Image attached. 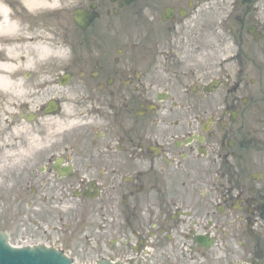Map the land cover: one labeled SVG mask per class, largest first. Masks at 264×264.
I'll return each instance as SVG.
<instances>
[{
  "label": "flooded vegetation",
  "instance_id": "obj_1",
  "mask_svg": "<svg viewBox=\"0 0 264 264\" xmlns=\"http://www.w3.org/2000/svg\"><path fill=\"white\" fill-rule=\"evenodd\" d=\"M3 5L10 207L80 264H264V0Z\"/></svg>",
  "mask_w": 264,
  "mask_h": 264
},
{
  "label": "rangeland",
  "instance_id": "obj_2",
  "mask_svg": "<svg viewBox=\"0 0 264 264\" xmlns=\"http://www.w3.org/2000/svg\"><path fill=\"white\" fill-rule=\"evenodd\" d=\"M61 45H62L61 47L62 52L64 53V57L61 60L62 73H63L64 72L63 65L65 64L69 53H68V48L64 47L65 45L63 42L61 43ZM225 55H227V48H225V52H223L222 57ZM60 94L63 102H72V98L74 95L72 84L64 88H60ZM7 105L8 102H0V227H4V225L6 227V223H7L6 221H16L15 223H18L21 218L20 215L23 208L24 210H27L25 207L26 205L22 207L21 205L17 206L14 204L13 207H10V203L12 202V200H10V198L8 197L11 182L12 181H14L15 183L25 182L27 178L26 177L27 171H21L18 170L17 168H12L11 165H9L11 160L8 159L9 156L6 153V149L8 147V141H9L8 132L10 129L6 125V114L10 109L8 108ZM60 126L54 125L52 127L56 129V131H60L63 129V127L66 126V124L65 125L61 124ZM22 140L23 139H16L17 142L18 141L20 142ZM23 141H28V140H23ZM30 141L34 142L33 145L30 144V147L37 146L36 140H30ZM13 148H16L20 151V149L24 148L23 143H19V144L17 143L13 146ZM178 181L179 180H175L171 183L169 187L171 192L169 195H175L178 192L177 191L179 189ZM68 250L72 251V248H69ZM72 257L74 256L72 255ZM74 260L76 261V263H80V261L75 257Z\"/></svg>",
  "mask_w": 264,
  "mask_h": 264
},
{
  "label": "water",
  "instance_id": "obj_3",
  "mask_svg": "<svg viewBox=\"0 0 264 264\" xmlns=\"http://www.w3.org/2000/svg\"><path fill=\"white\" fill-rule=\"evenodd\" d=\"M67 80H62L64 84ZM0 264H72L62 252L43 246L34 248H12L8 244V237L0 231ZM96 264H113L109 261H100ZM118 264V263H116ZM255 264V263H251Z\"/></svg>",
  "mask_w": 264,
  "mask_h": 264
},
{
  "label": "bare ground",
  "instance_id": "obj_4",
  "mask_svg": "<svg viewBox=\"0 0 264 264\" xmlns=\"http://www.w3.org/2000/svg\"><path fill=\"white\" fill-rule=\"evenodd\" d=\"M63 52H61V57ZM12 66L6 62H0V95L10 93L12 96H18V90L14 85V82L10 78ZM25 95V94H24ZM23 97V95H21ZM20 97V98H21Z\"/></svg>",
  "mask_w": 264,
  "mask_h": 264
},
{
  "label": "clouds",
  "instance_id": "obj_5",
  "mask_svg": "<svg viewBox=\"0 0 264 264\" xmlns=\"http://www.w3.org/2000/svg\"><path fill=\"white\" fill-rule=\"evenodd\" d=\"M58 6L59 5L56 3H53L51 5V7H58ZM0 7H3V11H4L5 15H7L9 13L10 10L6 6L3 5V0H0Z\"/></svg>",
  "mask_w": 264,
  "mask_h": 264
}]
</instances>
